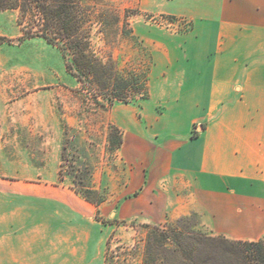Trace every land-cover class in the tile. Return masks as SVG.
Masks as SVG:
<instances>
[{
  "label": "crops",
  "instance_id": "obj_1",
  "mask_svg": "<svg viewBox=\"0 0 264 264\" xmlns=\"http://www.w3.org/2000/svg\"><path fill=\"white\" fill-rule=\"evenodd\" d=\"M136 7L190 26L134 28L152 62L148 98L130 109L137 118L110 115L122 131L118 149L135 166L119 217L159 223L195 212L209 235L264 241V0ZM1 102L6 111L20 100ZM58 171L56 161L0 173V264H106L112 230L95 218L102 204L60 185ZM149 211L159 219H141Z\"/></svg>",
  "mask_w": 264,
  "mask_h": 264
},
{
  "label": "rangeland",
  "instance_id": "obj_2",
  "mask_svg": "<svg viewBox=\"0 0 264 264\" xmlns=\"http://www.w3.org/2000/svg\"><path fill=\"white\" fill-rule=\"evenodd\" d=\"M87 1L93 6L87 25L90 50L123 73L149 71L152 62L140 36L126 35L129 29L134 32L143 25L177 33L190 26L185 19L142 12L136 7L137 0ZM113 13L119 15L118 25L113 24ZM126 15L128 24L123 23ZM100 16H106L108 25L100 23ZM19 17L17 9L0 10V36L6 38L0 44V173L11 175L43 167L49 170L57 161L62 174L59 184L74 186L76 182L79 190L84 188L75 176L87 174L85 184L105 198L95 218L112 230L106 246L107 264H140L141 251L135 243L142 236L141 225L175 222L180 217L159 223L119 217L118 204L135 166L125 160L124 149L109 150L107 123L110 115L118 123L122 117L127 122L131 117L136 119L130 109L138 110L143 100L134 94L127 106L114 102L102 109L96 105L89 88L66 70L59 48L40 36L25 37L17 24ZM2 95L20 102L5 111ZM98 100L104 101L102 97ZM155 109L161 110L160 106ZM160 215L149 211L139 218L156 220ZM192 219L200 221L198 215Z\"/></svg>",
  "mask_w": 264,
  "mask_h": 264
},
{
  "label": "trees",
  "instance_id": "obj_3",
  "mask_svg": "<svg viewBox=\"0 0 264 264\" xmlns=\"http://www.w3.org/2000/svg\"><path fill=\"white\" fill-rule=\"evenodd\" d=\"M92 7L87 0H0V10L19 11L17 24L25 37L40 36L59 48L66 70L89 88L96 105L106 109L114 102L128 104L134 100V94H139L142 100L147 99V70L123 73L112 62L97 58L90 50L87 25L91 22ZM99 21L108 25L106 16H100ZM112 21L118 25L119 15L113 13ZM123 23H129L127 15ZM126 35L135 37L131 29ZM5 40L4 36H0V44ZM99 97L104 101L98 100ZM66 129L65 124L64 131ZM122 141L121 130L108 122L109 150L120 148ZM65 149L64 145L62 161ZM58 175L61 180V168ZM86 175L75 176L84 190H79L76 182L70 187L98 206L105 198L85 184L83 177ZM195 215V212H191L190 215L180 216L175 222L164 224H142V236L135 243L141 251L140 264H264L263 240H234L209 235L200 228V221L192 219Z\"/></svg>",
  "mask_w": 264,
  "mask_h": 264
}]
</instances>
